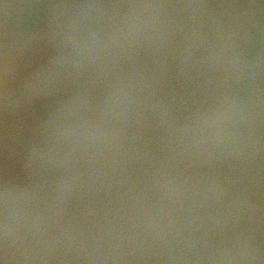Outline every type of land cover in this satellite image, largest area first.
Masks as SVG:
<instances>
[{
	"label": "water",
	"instance_id": "obj_1",
	"mask_svg": "<svg viewBox=\"0 0 264 264\" xmlns=\"http://www.w3.org/2000/svg\"><path fill=\"white\" fill-rule=\"evenodd\" d=\"M0 264H264V0H0Z\"/></svg>",
	"mask_w": 264,
	"mask_h": 264
}]
</instances>
